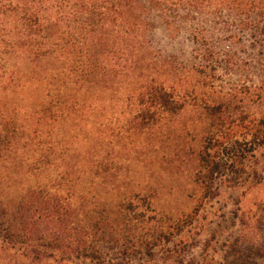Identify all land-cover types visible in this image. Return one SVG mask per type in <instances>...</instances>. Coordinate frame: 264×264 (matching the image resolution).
<instances>
[{"label": "rangeland", "instance_id": "obj_1", "mask_svg": "<svg viewBox=\"0 0 264 264\" xmlns=\"http://www.w3.org/2000/svg\"><path fill=\"white\" fill-rule=\"evenodd\" d=\"M154 24L155 45L165 58L156 77L184 108L165 111V121L127 139L115 136L111 143L107 127L112 115L122 126L126 103L114 115L106 96L97 111L74 110L55 121L61 109L41 108L48 100L42 77L19 65L18 87L4 100L8 116L31 131L45 130L57 147L48 172L38 167L30 175L14 164L0 169V264H234L235 250L264 248V29L240 28L227 12L201 15L196 24L208 41L197 45L188 32L171 39L161 16ZM210 137L222 164L212 183L200 176L199 162ZM96 138L116 168L115 179L100 175L98 184L92 174L74 172L75 152ZM34 185L60 195V206L48 209L64 218L7 213L6 203L13 209L32 201ZM96 192L106 209L118 212L113 218L65 216L66 198ZM140 213L145 218L124 216ZM97 221L102 233L91 238L87 228ZM160 236L150 253L139 251V239ZM95 239L98 248L91 246ZM253 260L264 264V257Z\"/></svg>", "mask_w": 264, "mask_h": 264}, {"label": "trees", "instance_id": "obj_2", "mask_svg": "<svg viewBox=\"0 0 264 264\" xmlns=\"http://www.w3.org/2000/svg\"><path fill=\"white\" fill-rule=\"evenodd\" d=\"M224 12L235 17L240 28L256 33L264 29V0H0V169L14 164L25 165L30 175L38 167L48 172L50 154L56 153L57 141L46 139L51 135L45 130L31 131L8 116L4 100L18 87L20 64L33 67L42 77L48 100L41 108L44 113L45 109H61L55 121L70 117L74 110L97 111L106 96L114 115L116 106L126 103L129 112L123 111L122 126L116 127L113 115L109 118L112 143L115 136L127 139L133 132L165 121V111L176 114L184 108V103L156 77L165 58L155 45L154 18L161 16L171 39L188 32L191 41L199 45L208 39L196 20L201 15L219 16ZM103 136L106 140V133ZM99 142L101 138L92 140L89 146L85 143V150L74 154L81 164H76L74 172L92 174L94 184H98L100 175L116 178L115 165L102 155ZM216 145L214 138H208L199 156L200 176L210 183L221 172ZM47 186L34 185L32 201L25 207L21 201L13 209L6 203L7 213L12 218H24V213L32 212L37 218H43L44 213V218L54 214L64 218L49 211L63 200L50 194ZM26 196L23 194L21 200ZM99 199L97 192L81 194L78 201L66 198L70 204L65 216L113 218L118 212L106 209ZM39 200L46 205L38 207ZM124 216L145 218L141 213ZM130 228L126 226L125 230ZM87 229L91 238L102 233L99 221ZM161 239H139V251L150 253ZM94 241L91 246L98 248L99 242ZM91 246L81 250L83 255L89 254ZM253 247L247 254V250H235L234 264H256L254 255L262 259L264 248Z\"/></svg>", "mask_w": 264, "mask_h": 264}]
</instances>
